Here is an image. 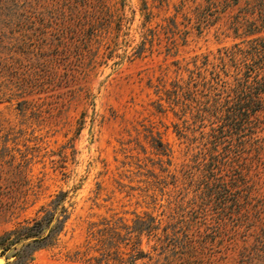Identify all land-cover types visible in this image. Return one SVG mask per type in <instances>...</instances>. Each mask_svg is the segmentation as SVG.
Masks as SVG:
<instances>
[{"label":"rangeland","instance_id":"obj_1","mask_svg":"<svg viewBox=\"0 0 264 264\" xmlns=\"http://www.w3.org/2000/svg\"><path fill=\"white\" fill-rule=\"evenodd\" d=\"M254 39L264 0H0V238L62 192L57 243L23 264H71L101 239L141 251L136 264H264V125L246 220L198 209L185 178L208 130L194 67ZM22 246H0V262L21 264Z\"/></svg>","mask_w":264,"mask_h":264},{"label":"trees","instance_id":"obj_2","mask_svg":"<svg viewBox=\"0 0 264 264\" xmlns=\"http://www.w3.org/2000/svg\"><path fill=\"white\" fill-rule=\"evenodd\" d=\"M194 68L208 74L206 79L198 72L194 82L195 88H202L195 96V117L200 122H207L208 130L191 141L192 150L196 152L185 178L195 188L193 202L200 206L198 209L206 205L218 209L217 216L225 207H240L239 217L246 220V213L255 206L252 205L255 197L247 157L259 148L260 141L254 137L264 125V39L251 40L244 47L234 46L218 58V64L210 65L206 59ZM64 197V193H58L41 209L42 215L32 224L26 223L0 238L4 251L23 243L14 255L16 263L23 264L33 252L52 248L57 243L56 235L68 219ZM202 221L198 228L203 227L206 232V217ZM149 222L151 224L144 223L141 232L156 236L152 234L156 229L154 219L149 218ZM183 226L184 231L165 226L163 236H177L178 231H182V236H189L188 225L183 223ZM197 232L200 236V231ZM89 245L90 242L84 250L67 252L66 261L71 264H136L143 257L138 250L121 251L113 239H101L95 246Z\"/></svg>","mask_w":264,"mask_h":264},{"label":"bare ground","instance_id":"obj_3","mask_svg":"<svg viewBox=\"0 0 264 264\" xmlns=\"http://www.w3.org/2000/svg\"><path fill=\"white\" fill-rule=\"evenodd\" d=\"M2 262H0V264H1Z\"/></svg>","mask_w":264,"mask_h":264},{"label":"water","instance_id":"obj_4","mask_svg":"<svg viewBox=\"0 0 264 264\" xmlns=\"http://www.w3.org/2000/svg\"><path fill=\"white\" fill-rule=\"evenodd\" d=\"M1 261V260H0ZM2 264H3V262H2Z\"/></svg>","mask_w":264,"mask_h":264}]
</instances>
